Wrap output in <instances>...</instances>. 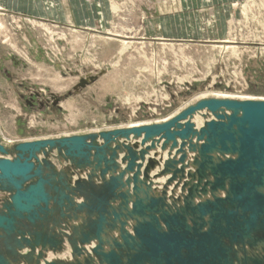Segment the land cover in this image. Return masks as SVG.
<instances>
[{
    "label": "rangeland",
    "instance_id": "rangeland-1",
    "mask_svg": "<svg viewBox=\"0 0 264 264\" xmlns=\"http://www.w3.org/2000/svg\"><path fill=\"white\" fill-rule=\"evenodd\" d=\"M108 3L111 19L102 28L82 25L76 14L65 25L53 23L48 15L37 19L20 13V8L0 7V143L8 151L0 158H15L18 143L41 140L91 136L87 142L97 148L89 152L87 162L66 158L59 148L37 154L41 177L52 187L45 186L53 198L51 212L34 225L18 222L24 234L0 229L1 264H102L92 254L99 217L105 218L102 230L112 240L120 241L119 222L132 234L128 225L134 221L128 213L136 187L142 201L161 197L166 210L182 205L184 184H196L191 176L196 154L188 145L180 163L177 148L172 155L174 149L163 140H153L152 146V140L142 144V137L129 135L104 146L101 135L133 124H163L199 102L201 95L264 99V0H207L189 6L183 0ZM213 9L217 23L212 36L183 35L178 27L160 35L149 29L154 19L189 14L196 26L202 13L205 21ZM86 14L90 24L99 22L97 12ZM230 46L235 50L225 49ZM87 76L96 79L75 91L79 79ZM52 96L59 98L56 105ZM208 119L200 117L204 124ZM99 147L103 150L97 152ZM190 153L194 157L189 161ZM174 170L181 173L169 183ZM11 195L0 184L2 217ZM255 248L245 247L260 255ZM252 253L246 256L260 257Z\"/></svg>",
    "mask_w": 264,
    "mask_h": 264
},
{
    "label": "water",
    "instance_id": "water-1",
    "mask_svg": "<svg viewBox=\"0 0 264 264\" xmlns=\"http://www.w3.org/2000/svg\"><path fill=\"white\" fill-rule=\"evenodd\" d=\"M95 79L96 76L80 78L74 90L78 91L77 88ZM52 98L56 105L59 98ZM204 110L213 118L195 130L189 119ZM111 134L101 135L106 142L104 146L117 137L129 135L142 137V144L152 140V146L153 140H163L171 149L177 148L180 163L184 162L182 153L188 145V151L196 154V169L191 175L196 184H184L187 188H183L186 195L182 205L167 210L161 197L149 196L145 201L140 200L137 196L140 190L136 187V200L128 213L134 221L132 234L124 229L125 223L119 222L120 241H107L106 251L102 238L106 221L100 215V225L93 236L97 245L92 250L100 263L234 264L237 261L238 264H264V250L260 257L245 255L246 246L264 245V192L261 191L264 189V101L203 99L163 124ZM87 138L92 137L18 143L13 147L16 153L13 159L3 157L8 151L0 143V154L3 155L0 158V184L12 193L10 205L5 206L7 215H0V229L24 234L18 230V222L34 225L47 218L53 198L45 186L50 190L52 187L47 178L41 177L43 171L37 154L44 156L46 149L59 148L64 150L66 158L87 162L89 152L97 149L87 142ZM177 139L181 142L179 145ZM33 161L38 163L37 167ZM179 173L181 170L172 171L168 182H173ZM34 179V183H29ZM25 183L28 184L24 187ZM68 206H72L71 201ZM113 217L119 219L117 215ZM238 252L243 254L242 259H238Z\"/></svg>",
    "mask_w": 264,
    "mask_h": 264
},
{
    "label": "crops",
    "instance_id": "crops-1",
    "mask_svg": "<svg viewBox=\"0 0 264 264\" xmlns=\"http://www.w3.org/2000/svg\"><path fill=\"white\" fill-rule=\"evenodd\" d=\"M206 1L207 0H191L190 2H188V0H183V2L187 4V6H189V3L202 5ZM6 6H9L11 9H13V11H15L16 9L19 10L20 8V13L37 19L44 18L45 15H48L51 16L53 23L65 25L70 24L74 21V14H76V18L79 23L84 26H89L90 28H97L98 25L102 28L103 23L107 25L109 23V20L111 19L108 0H0V7L5 8ZM87 12H89L90 17L94 12H97L99 22L90 24L92 22H90L89 17L86 16ZM199 12L200 11L196 13L197 17L199 15ZM203 15L204 12L200 17L201 22L199 21L200 19L197 20L196 26H193V24L188 20L191 16L189 14L171 18L154 19V21L149 23V29L150 31L156 32L158 33V35H160L163 30L164 32H167L170 27H178V32L183 35H190L191 33H194L199 37L207 35L212 36V34H214V29L216 26L215 24L217 23L215 10L213 9L210 12L207 11V18L205 21H203ZM179 37L181 39L186 38L183 36ZM196 128L195 130L199 129V127ZM174 153L175 149L173 150L172 155H174ZM193 154L190 153V155L187 156V160L190 161L191 158L194 157ZM151 155L152 153H150L147 157H151ZM166 157L167 156H165V158ZM168 177L169 175L165 176V178ZM92 247V245L89 246V250Z\"/></svg>",
    "mask_w": 264,
    "mask_h": 264
},
{
    "label": "bare ground",
    "instance_id": "bare-ground-1",
    "mask_svg": "<svg viewBox=\"0 0 264 264\" xmlns=\"http://www.w3.org/2000/svg\"><path fill=\"white\" fill-rule=\"evenodd\" d=\"M76 32V31H75ZM109 35H112V34H109ZM113 37H116V36H119V35H112ZM124 43H125V41H124ZM223 46V45H222ZM225 49H230V50H232V51H234L235 50V47H232V46H230V47H225ZM225 52V51H224ZM212 95V94H211ZM214 95V94H213ZM215 96V98H212V99H217V100H236V101H240V102H242V101H264V99H254V98H251V97H239V98H236V99H234L233 97H235V96H230V95H226V94H222V95H214ZM199 97V96H198ZM228 97H231V98H228ZM199 99H201V100H205V95H201L200 97H199ZM205 111V110H204ZM204 111H201V112H198V113H195V114H193L191 117H190V119H189V121H191L192 123H194L193 125H194V128H196V127H199V129L201 128V127H203V125H204V122H201V120H200V117H202L203 119L204 118H209L208 120H211L213 117H212V115L210 114V115H206V113L204 112ZM224 113H227V114H229V112H227V111H224ZM169 118V117H168ZM167 118V119H168ZM155 123V122H154ZM143 124V123H142ZM142 124H140V125H142ZM140 125L138 124H133V125H131L130 127H132V128H136V127H140ZM201 126V127H200ZM129 127V128H130ZM216 154H214L213 156H215ZM69 174V173H68ZM166 182V181H165ZM151 183V182H150ZM262 192H264V189H262L261 190ZM219 195V194H218ZM220 195L222 196V194L220 193ZM80 202V201H79ZM196 202H197V200H196ZM133 226V225H132ZM131 225H128V228H129V230L131 231V227H132ZM102 238H103V241H104V247L106 248V249H108V247H106L107 246V241H109V242H111L112 241V239H113V237L111 236V238L109 237V235H107V234H104L103 236H102ZM109 238V239H108ZM93 243V242H92ZM91 245V243H89V246ZM262 246H264L263 244H259V245H257V247L255 248V250H257V252L258 253H260V255H256L257 253L255 252V254L254 253H252L253 254V256H261L262 255ZM93 248V247H92ZM91 248V249H92ZM91 249L89 250L88 249V253L89 254H91ZM251 253L249 252H245V255L246 254H250L251 255ZM242 254V253H241ZM40 255V254H39ZM237 255H239V254H237ZM252 256V255H251ZM56 258V257H55Z\"/></svg>",
    "mask_w": 264,
    "mask_h": 264
}]
</instances>
